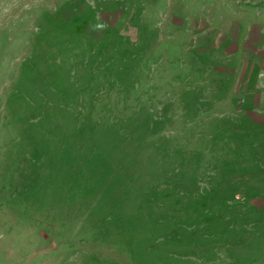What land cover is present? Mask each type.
<instances>
[{
	"label": "rangeland",
	"instance_id": "1",
	"mask_svg": "<svg viewBox=\"0 0 264 264\" xmlns=\"http://www.w3.org/2000/svg\"><path fill=\"white\" fill-rule=\"evenodd\" d=\"M208 2L0 0V264H264V3Z\"/></svg>",
	"mask_w": 264,
	"mask_h": 264
},
{
	"label": "crops",
	"instance_id": "2",
	"mask_svg": "<svg viewBox=\"0 0 264 264\" xmlns=\"http://www.w3.org/2000/svg\"><path fill=\"white\" fill-rule=\"evenodd\" d=\"M204 1V2H203ZM218 1H221V2H217V3H229V4H232L233 6H241V5H254V4H258V3H264V0H218ZM202 3L205 4H208V0H202ZM239 12V14H238ZM237 12L236 8L231 12L232 15H235V16H239L240 19L243 20L242 18V15H243V12H241V8L240 10ZM236 19V18H235ZM235 24V27L238 28V25L236 23Z\"/></svg>",
	"mask_w": 264,
	"mask_h": 264
}]
</instances>
